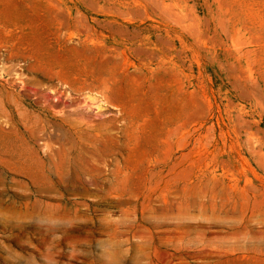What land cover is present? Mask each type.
Listing matches in <instances>:
<instances>
[{
  "label": "rangeland",
  "instance_id": "rangeland-1",
  "mask_svg": "<svg viewBox=\"0 0 264 264\" xmlns=\"http://www.w3.org/2000/svg\"><path fill=\"white\" fill-rule=\"evenodd\" d=\"M0 264H264V0H0Z\"/></svg>",
  "mask_w": 264,
  "mask_h": 264
}]
</instances>
